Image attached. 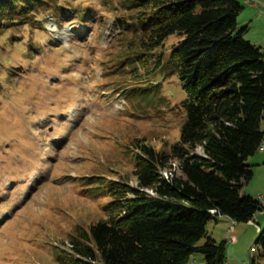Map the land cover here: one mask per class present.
Segmentation results:
<instances>
[{"label":"rangeland","instance_id":"obj_1","mask_svg":"<svg viewBox=\"0 0 264 264\" xmlns=\"http://www.w3.org/2000/svg\"><path fill=\"white\" fill-rule=\"evenodd\" d=\"M65 6L66 15L46 7L42 22L9 28L0 40V264H58L77 226L108 217L111 180L138 186L135 140L168 152L180 139V79L155 64L139 76L111 65L122 35L108 0ZM178 41L167 40L166 60ZM249 164L254 177L242 194L263 203L264 150ZM257 215L261 223L210 222V235L226 241L227 264L264 263L256 245L264 212ZM188 264H205L204 256Z\"/></svg>","mask_w":264,"mask_h":264},{"label":"trees","instance_id":"obj_2","mask_svg":"<svg viewBox=\"0 0 264 264\" xmlns=\"http://www.w3.org/2000/svg\"><path fill=\"white\" fill-rule=\"evenodd\" d=\"M67 2L0 0V40L9 28L42 22L46 7L56 17L66 15L72 10ZM108 3L122 35L111 65L139 76L155 64L168 77L177 76L187 95L179 106L185 119L168 152L135 140L138 186L111 180L108 217L77 226L71 249L57 263L188 264L201 253L205 264H227L226 241L210 235V222L229 217L248 223L264 211L261 201L242 194L254 177L249 159L264 145V51L246 38L250 27L239 21L244 6L239 0ZM174 35L179 41L166 60V43ZM175 163L179 173L163 177ZM260 229L256 245L264 258V225Z\"/></svg>","mask_w":264,"mask_h":264},{"label":"crops","instance_id":"obj_3","mask_svg":"<svg viewBox=\"0 0 264 264\" xmlns=\"http://www.w3.org/2000/svg\"><path fill=\"white\" fill-rule=\"evenodd\" d=\"M244 6L239 20L241 24L250 27L247 33L248 39L259 45L264 51V0H239ZM264 212V211H263ZM262 212V213H263ZM256 215L251 222L261 223L262 219ZM264 224H261L263 226ZM260 226V228H261Z\"/></svg>","mask_w":264,"mask_h":264},{"label":"bare ground","instance_id":"obj_4","mask_svg":"<svg viewBox=\"0 0 264 264\" xmlns=\"http://www.w3.org/2000/svg\"><path fill=\"white\" fill-rule=\"evenodd\" d=\"M262 150H264V145H263V147H262ZM167 171V170H166ZM167 178H169V177H167Z\"/></svg>","mask_w":264,"mask_h":264}]
</instances>
